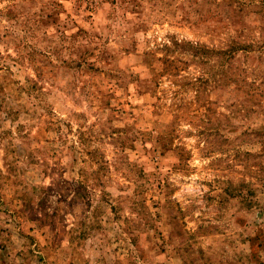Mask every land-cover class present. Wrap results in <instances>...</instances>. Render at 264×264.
Listing matches in <instances>:
<instances>
[{
	"label": "rangeland",
	"instance_id": "rangeland-1",
	"mask_svg": "<svg viewBox=\"0 0 264 264\" xmlns=\"http://www.w3.org/2000/svg\"><path fill=\"white\" fill-rule=\"evenodd\" d=\"M0 264H264V0H0Z\"/></svg>",
	"mask_w": 264,
	"mask_h": 264
}]
</instances>
